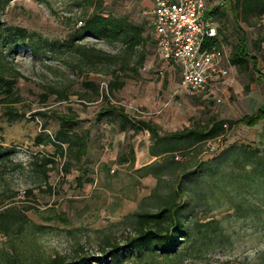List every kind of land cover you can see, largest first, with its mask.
Instances as JSON below:
<instances>
[{
    "label": "trees",
    "instance_id": "obj_1",
    "mask_svg": "<svg viewBox=\"0 0 264 264\" xmlns=\"http://www.w3.org/2000/svg\"><path fill=\"white\" fill-rule=\"evenodd\" d=\"M11 1L0 0L2 116L12 121L24 114L15 107L22 102L15 83L25 77L15 67L13 55L20 48H26L32 58L41 60L50 74L56 75L61 66L63 72L75 76V79H69L65 75L64 82L43 83L38 94L40 105L46 107L50 96L53 102H66L71 96H77L82 102L101 98L95 114L97 122L106 119L121 132H148L147 149L153 159L133 171L139 178L151 177L154 185L141 198L136 210L123 217L119 237L110 234L99 240L96 255L83 252L80 245L72 255L46 254L34 238L26 216L27 211L35 208L23 201L17 203L18 192L7 185V175L20 163L11 159L13 149L4 146L0 137V237L3 238L0 264H235L221 261L218 256L232 246L231 234L223 221L246 219L264 232V151L246 144H221L236 127L253 128L258 123H261L259 143L263 144L264 104L254 113L236 120L210 116L202 125L161 133L157 124L128 115L122 106L109 99L110 94L123 88L126 79L139 75L148 55V46L154 48L149 22L146 27L150 33L144 24L134 23L125 15L105 13L102 0H75L74 5L81 14L68 28L66 36L47 39L1 20V14ZM230 4L234 18L248 25L251 18L264 16V0H233ZM215 14L223 17L224 8L206 12L204 18L213 20ZM87 37L112 50L81 42ZM210 46L220 47L217 31L214 37L202 41L203 48ZM253 46L261 52L259 44L254 42ZM43 58L58 65H46ZM249 60L255 80L264 82V75L256 69V56L249 54L242 35L230 52L229 64L246 70ZM89 74L107 78L105 92L100 90L98 83L88 79ZM75 83L84 90L74 91ZM33 115L43 117L45 113L36 110ZM54 116L58 122L56 129L34 139L36 145L51 146L53 152L34 154L28 164L31 182L44 184L48 190L51 189L46 183L48 173L56 166L62 175H67L73 167L79 169L90 148L89 132L75 129L76 114L54 113ZM41 129H45L44 125ZM212 142L219 144L210 156L205 157ZM134 160L133 149L128 146L126 154L119 155L116 163H127L128 168L133 169ZM90 181L81 173L74 179L77 187ZM31 195L32 187L24 190L25 198ZM221 205L231 212L216 218L213 211ZM39 216L44 222L58 220L67 224L64 217Z\"/></svg>",
    "mask_w": 264,
    "mask_h": 264
},
{
    "label": "rangeland",
    "instance_id": "obj_2",
    "mask_svg": "<svg viewBox=\"0 0 264 264\" xmlns=\"http://www.w3.org/2000/svg\"><path fill=\"white\" fill-rule=\"evenodd\" d=\"M105 13L114 16L125 15L134 23H142L146 27L150 22L146 0H102ZM75 0H47L37 3L31 0H12L1 14V20L12 26L25 28L47 39H63L68 28L80 16V9L74 5ZM221 3L215 5L220 10ZM219 46L229 57L236 39L242 35L246 39L250 55L256 56V69L264 75V16L251 18L252 26L235 29L230 16L214 15ZM147 30V27H146ZM148 31V30H147ZM148 33H150L148 31ZM153 37V35H152ZM153 41V40H152ZM84 43H94L96 47L111 51L112 48L94 38H84ZM259 44L261 52H257L253 43ZM256 45V44H255ZM15 67L25 79H17L15 87L22 98L15 107L23 111V116L9 121L2 116L0 104V137L4 146L13 149L11 159L20 163L13 172L7 175L9 189L17 191V203L32 205L35 210L26 212L34 238L41 244L46 254L59 253L72 255L78 245L90 256L97 253L98 242L105 235L115 234L119 237L122 219L136 210L139 201L146 196L154 180L151 177L139 178L129 169L127 163L119 165L116 159L126 154L130 145L136 152L134 168L149 159L144 155L148 143L146 132H121L111 126L106 119L97 122L95 114L101 105V98L93 102H82L77 96H71L66 102H53L50 96L46 107L38 103V94L43 83L66 81L75 76L60 70L56 75L41 64L39 58H32L26 48H20L13 55ZM43 63L58 65L43 58ZM248 68L240 70L230 65L229 76L216 81L214 92L219 102L207 100L203 95L191 96L181 87L180 70L175 64H166L148 46V55L144 66L137 77L125 80L122 89L109 95L112 103L124 108L126 113L150 120L157 124L160 132H171L185 127L202 125L210 116L236 120L243 115L254 113L264 104V82L255 80ZM162 70V75H158ZM88 79L99 84L105 92L106 77L89 74ZM74 91H83L78 83L73 85ZM36 110H43L45 116H34ZM54 113L76 114L78 118L76 130L89 132L90 148L79 169L73 167L67 175H62L59 168H53L44 184L33 183L28 164L32 155L37 153L51 154V146L36 145L35 137L52 133L57 126ZM44 125L45 129H41ZM261 123L253 128L238 126L228 133L221 146L237 143L251 145L264 151V143H259ZM218 142L209 144L210 156L218 146ZM59 161V160H58ZM81 173L91 179L77 187L75 177ZM32 187V195L24 197V190ZM225 205L219 206L213 214L216 218L230 213ZM55 215L64 217L67 224L58 220L44 222L40 216ZM231 234L232 246L219 254L221 261L228 260L235 264H264V232L248 220L228 218L223 221ZM3 238L0 237V245Z\"/></svg>",
    "mask_w": 264,
    "mask_h": 264
},
{
    "label": "built area",
    "instance_id": "obj_3",
    "mask_svg": "<svg viewBox=\"0 0 264 264\" xmlns=\"http://www.w3.org/2000/svg\"><path fill=\"white\" fill-rule=\"evenodd\" d=\"M149 1L155 55L179 68L181 87L189 95L219 102L214 88L217 80L229 76V57L221 47H202L203 39L216 35L210 19L204 18L206 0Z\"/></svg>",
    "mask_w": 264,
    "mask_h": 264
},
{
    "label": "crops",
    "instance_id": "obj_4",
    "mask_svg": "<svg viewBox=\"0 0 264 264\" xmlns=\"http://www.w3.org/2000/svg\"><path fill=\"white\" fill-rule=\"evenodd\" d=\"M230 2L231 1H233V0H229ZM222 2V4H221V8H224V10H225V14H224V16L223 17H228V16H230L231 17V19L234 21V24H235V27L237 28V31L239 30V28H243V26H245V27H250V26H252V23L251 24H246L245 22H243L241 19H236V18H234V16H233V12H232V9H231V4H230V2H228V0H206V7H205V13L206 12H210V11H212L213 9H215V5L217 4V3H221ZM146 3H147V8H148V13H149V9L151 8V3H150V1L149 0H146ZM209 19H210V21L212 22V24H213V26L215 27V29H216V25H215V23L213 22V20L209 17ZM242 30H244V29H242ZM230 64H229V60H228V69H229V71H230ZM125 85V84H124ZM124 87V86H123ZM250 114H252V113H250ZM128 115H131V114H128ZM246 115H249V114H246ZM242 117V116H241ZM240 117V118H241ZM239 119V118H238ZM113 127V126H112ZM144 132H146V131H144ZM147 134H148V132H146ZM148 138H149V134H148ZM148 144H149V141H148V143H147V146H146V148L144 149V155H146L149 159H147L145 162H143L142 164H140V166L139 167H141V166H144V165H146V164H148L153 158L148 154ZM130 146V145H129ZM132 147V146H131ZM132 149H133V153H134V159L136 158V152L134 151V148L132 147ZM138 167V168H139ZM135 168L133 167V170H134Z\"/></svg>",
    "mask_w": 264,
    "mask_h": 264
}]
</instances>
